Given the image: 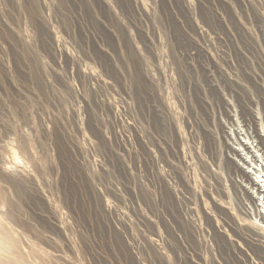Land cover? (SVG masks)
Listing matches in <instances>:
<instances>
[{
    "label": "rangeland",
    "instance_id": "1",
    "mask_svg": "<svg viewBox=\"0 0 264 264\" xmlns=\"http://www.w3.org/2000/svg\"><path fill=\"white\" fill-rule=\"evenodd\" d=\"M237 128L264 0H0V264H264Z\"/></svg>",
    "mask_w": 264,
    "mask_h": 264
},
{
    "label": "bare ground",
    "instance_id": "2",
    "mask_svg": "<svg viewBox=\"0 0 264 264\" xmlns=\"http://www.w3.org/2000/svg\"><path fill=\"white\" fill-rule=\"evenodd\" d=\"M260 130L263 131L262 126H260ZM239 134L242 135L241 139L238 138ZM252 135L250 132H247L242 128H237V130H235L234 132L233 130L229 131V138L232 141L230 142L234 145L232 146V148L235 152H233L234 155H236L235 161L237 162V166L241 167L249 177L248 182L252 187L251 192L253 193V195H258V197H260L259 194H262L261 197H264V173H262V170H264V154L260 153L261 148L259 147V145L257 146V142L259 141L253 138L254 136ZM257 137L259 139L264 138L260 134H258ZM256 161H259L258 164L256 163ZM252 193H249L250 199ZM251 201V205L247 204V210L249 214H253L254 218L258 220V222L259 220L264 221V215L261 214L260 210L256 209L259 207V205L255 203L254 198L251 199Z\"/></svg>",
    "mask_w": 264,
    "mask_h": 264
},
{
    "label": "built area",
    "instance_id": "3",
    "mask_svg": "<svg viewBox=\"0 0 264 264\" xmlns=\"http://www.w3.org/2000/svg\"><path fill=\"white\" fill-rule=\"evenodd\" d=\"M258 162L259 161H256L257 164H258ZM258 170H260V169H258ZM262 173H264V170H262ZM252 195H253V193H252ZM259 195H260V197H258V195H253V197H254L255 203L259 205V207L256 209H258V210L260 209L261 214L264 215V197H261L262 194H259ZM256 196H257V198H256ZM262 222L264 224V221H262Z\"/></svg>",
    "mask_w": 264,
    "mask_h": 264
}]
</instances>
